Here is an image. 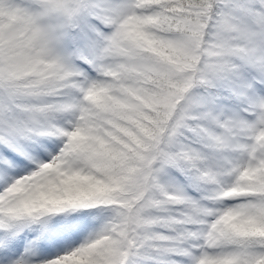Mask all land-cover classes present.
I'll use <instances>...</instances> for the list:
<instances>
[{"label": "snow or ice", "instance_id": "obj_1", "mask_svg": "<svg viewBox=\"0 0 264 264\" xmlns=\"http://www.w3.org/2000/svg\"><path fill=\"white\" fill-rule=\"evenodd\" d=\"M0 264H264V0H0Z\"/></svg>", "mask_w": 264, "mask_h": 264}]
</instances>
